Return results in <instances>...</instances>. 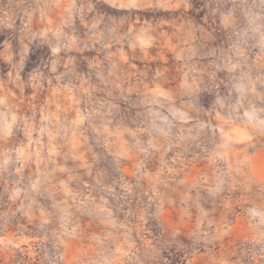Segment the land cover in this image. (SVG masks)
<instances>
[{"label":"rangeland","instance_id":"obj_1","mask_svg":"<svg viewBox=\"0 0 264 264\" xmlns=\"http://www.w3.org/2000/svg\"><path fill=\"white\" fill-rule=\"evenodd\" d=\"M253 2L0 0V264H264Z\"/></svg>","mask_w":264,"mask_h":264},{"label":"clouds","instance_id":"obj_2","mask_svg":"<svg viewBox=\"0 0 264 264\" xmlns=\"http://www.w3.org/2000/svg\"><path fill=\"white\" fill-rule=\"evenodd\" d=\"M58 5L56 4H49L46 3L43 5V8L45 10H50L52 7H56ZM115 6V5H114ZM123 7H129V8H135L140 5H137L135 3H131L128 5H122ZM253 7L257 9V12L255 14V19H264V0H254L253 2ZM41 16H45L47 13L46 11H41ZM104 16H108V13L105 12ZM96 23H99V21H96ZM96 23L92 24L91 27L95 28ZM119 25L116 24L115 22L111 25V27L108 28V32L110 34V42L112 43H120L121 40L123 39H128L132 47H136L137 44L135 42V37L136 36H141L145 40H150L151 37L148 35L149 29L147 27H143L139 29V31H135L133 29H129L128 32L124 33L123 36H121L118 32ZM51 31V29H49ZM33 35H36L35 33ZM40 35H43V33H40ZM108 46V45H105ZM173 117H176V110L170 109ZM157 118L160 119L163 122V126L161 127H156L153 125V130L159 135L167 139L168 134L171 129V121L168 120L167 117H161L158 114ZM246 116H249V121L252 120V116H250L248 113H245ZM47 119V117H45ZM184 120L189 119L187 115L183 117ZM258 125L264 126V120L259 121ZM257 129V125H252V131L255 132ZM261 132H264V127L260 128ZM149 146H153L152 141H149ZM260 200H264V192H261L258 194ZM252 199L254 197H249V199L243 204L241 208V215L246 216L249 220H255L257 221V235L254 237L253 240V246L256 248V251L253 253L254 256H259V257H264V203H260L259 201L257 204L252 203ZM204 244L203 246L206 247L207 244L211 243V239H209L207 236H204L203 238ZM199 244V239L191 246L190 249V254L195 256L199 251L200 248L197 247Z\"/></svg>","mask_w":264,"mask_h":264}]
</instances>
